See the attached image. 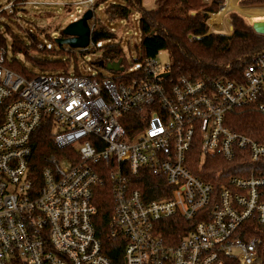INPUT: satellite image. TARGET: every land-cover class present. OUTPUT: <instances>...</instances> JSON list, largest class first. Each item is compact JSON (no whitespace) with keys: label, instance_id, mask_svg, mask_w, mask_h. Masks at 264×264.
Here are the masks:
<instances>
[{"label":"built area","instance_id":"1","mask_svg":"<svg viewBox=\"0 0 264 264\" xmlns=\"http://www.w3.org/2000/svg\"><path fill=\"white\" fill-rule=\"evenodd\" d=\"M210 19L212 32H225ZM8 55L0 48V264H113L94 223L95 194L106 183L121 264H264L256 236L264 176L244 165L250 176L230 177L216 191L192 172L210 157L264 161V145L226 125L246 107L264 114V53L241 82L173 77L156 58L121 63L107 78L26 79L8 67ZM47 122L55 153L39 172L33 138Z\"/></svg>","mask_w":264,"mask_h":264},{"label":"trees","instance_id":"2","mask_svg":"<svg viewBox=\"0 0 264 264\" xmlns=\"http://www.w3.org/2000/svg\"><path fill=\"white\" fill-rule=\"evenodd\" d=\"M102 1L98 0L94 7H97ZM121 1L123 4H111L105 10V14L111 22L129 21L134 13L139 14L141 43L138 55L140 56L134 61L135 65H143L147 60L156 58L160 53L166 51L170 55V71L173 77H185L192 80L226 78L241 82L246 65L256 55L264 53V36L255 33L250 26L255 22H264V6H259L264 5V0H242L240 2L242 7L233 5L230 0H227L226 4V0H213L211 4H206L203 0H156L154 9H146L143 0ZM221 6L223 8L220 11ZM226 13L227 15L236 13L241 17L237 15L230 17L232 32L230 34L212 32L208 23L210 15L213 14L210 19L211 26L221 31L223 27L218 25L215 18L218 15L225 18ZM114 39H116L115 32L107 29L103 23L96 26L92 32L91 40L92 45L96 48L95 51L101 52V57L94 62V65L106 68L108 64L119 61H122V66L125 65V53L120 44L99 47L101 43ZM6 46V42L0 36V48L6 49ZM28 48H31L30 45L14 40L10 53L23 56L38 70L53 68L70 72L71 59L67 58V55L74 56L71 55V50L70 53H66L60 46L61 54L50 59H42L31 58ZM79 52L86 54L90 51ZM8 67L26 79H33L36 75L16 58L8 62ZM74 73L81 75L77 67L74 69ZM127 78H137V74H131ZM226 125L232 131L264 145V114L258 110V105L228 114ZM53 136L52 125L47 122L33 138L34 160L39 166V172L44 166L45 159L55 153ZM244 165L249 169L254 168L256 175L264 176V161L250 163L237 159L228 162L221 157L208 158L202 169H200V162L199 164L197 162V168L192 172L195 176L213 185L218 191L222 186L227 185L230 177L250 176L252 173L241 171L240 168ZM152 184L149 182L148 187H153ZM166 190L168 191V187ZM94 203L97 208L94 223L102 241L104 253L112 260L113 264H121L124 252L123 239L110 237L114 215V196L109 183L96 191ZM256 236L261 240L260 254L264 261V225L257 227Z\"/></svg>","mask_w":264,"mask_h":264},{"label":"rangeland","instance_id":"3","mask_svg":"<svg viewBox=\"0 0 264 264\" xmlns=\"http://www.w3.org/2000/svg\"><path fill=\"white\" fill-rule=\"evenodd\" d=\"M85 1L87 0H0V36L6 42L7 46L5 50L10 54L8 55L10 60L12 61L13 58H16L36 74L65 72L64 70L53 68L46 70L34 68L23 56L12 55V53H10L11 44L16 40L20 43L30 45L31 48H28V51L31 58L50 59L53 56L61 54V48L56 43V40L63 39L62 33L65 28L71 23L80 20L84 13L87 12L90 5L83 4ZM155 1L156 0H143L144 7L146 9H154L156 7ZM97 2L98 0H96L95 4ZM111 4H123V1L103 0L97 7L93 6L91 9L94 11V19L89 22V25L92 32L96 26L98 27L101 23H103L107 29L115 32L116 39L101 43L99 47L120 44L125 53L124 67L129 69L135 65L134 61L140 56L138 55L141 43L139 14L134 13L129 21L111 22L105 14V10ZM15 5L16 7H14ZM240 7L242 6L240 5ZM231 14L232 15H229L224 22V26L226 27L228 26L227 22L231 24L230 17L237 15L236 13ZM215 20L220 27H223L224 17L222 15H218ZM224 31L225 32L222 31L220 33L228 34L226 29ZM62 47L66 53H70L71 49L67 45H63ZM87 50L90 52L86 53L83 51V53L86 54H81L78 50H71V55H74L73 57L65 54L67 58L71 59L70 72L73 73L74 69L77 67L83 75H99L105 78L111 77L112 73L109 70L94 65V62L101 57V52L99 50L95 51L96 48L92 45H90ZM156 61L161 70L164 71L165 68L170 65V55L166 51L162 52L156 57ZM68 165L67 162L63 163V166Z\"/></svg>","mask_w":264,"mask_h":264},{"label":"water","instance_id":"4","mask_svg":"<svg viewBox=\"0 0 264 264\" xmlns=\"http://www.w3.org/2000/svg\"><path fill=\"white\" fill-rule=\"evenodd\" d=\"M94 19V11L92 9H88L87 12L84 13L83 17L68 25L63 31V35L67 38L57 39L56 43L59 46L67 45L71 50H80L85 51L88 49L90 45H92V29L89 25V22ZM255 33L264 36V22L259 21L253 23L251 25ZM233 28H231V31ZM122 61L108 64L106 69L110 72H120L123 71V67H121ZM166 77L169 74L164 75Z\"/></svg>","mask_w":264,"mask_h":264},{"label":"crops","instance_id":"5","mask_svg":"<svg viewBox=\"0 0 264 264\" xmlns=\"http://www.w3.org/2000/svg\"><path fill=\"white\" fill-rule=\"evenodd\" d=\"M242 0H232L231 2H232V4L233 5H236V6H238V7H240V2H241ZM227 2V1H226ZM229 15H232V14H228L226 17H225V19H224V22H225V20L227 19V17L229 16ZM223 22V29L225 30H227V32H228V34H230L232 31H231V28H232V26H231V24H229V22H227L228 23V26L226 27V26H224V23ZM227 34V33H226Z\"/></svg>","mask_w":264,"mask_h":264},{"label":"flooded vegetation","instance_id":"6","mask_svg":"<svg viewBox=\"0 0 264 264\" xmlns=\"http://www.w3.org/2000/svg\"><path fill=\"white\" fill-rule=\"evenodd\" d=\"M63 38H67V37H65V36L63 35Z\"/></svg>","mask_w":264,"mask_h":264}]
</instances>
